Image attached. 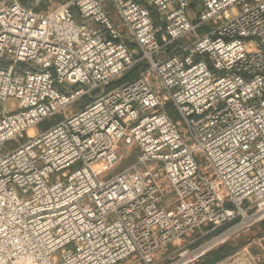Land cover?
<instances>
[{
  "label": "built area",
  "instance_id": "2783aa9c",
  "mask_svg": "<svg viewBox=\"0 0 264 264\" xmlns=\"http://www.w3.org/2000/svg\"><path fill=\"white\" fill-rule=\"evenodd\" d=\"M51 1L0 0V264H156L205 227L196 264L264 222V0Z\"/></svg>",
  "mask_w": 264,
  "mask_h": 264
},
{
  "label": "rangeland",
  "instance_id": "374dc122",
  "mask_svg": "<svg viewBox=\"0 0 264 264\" xmlns=\"http://www.w3.org/2000/svg\"><path fill=\"white\" fill-rule=\"evenodd\" d=\"M141 1V0H139ZM199 1V0H198ZM198 1H194L191 6H189L186 10V13L188 15V17L190 19L194 18L195 13L199 12L201 6H200V2ZM252 1V0H250ZM52 4H56V0H52L51 1ZM240 5H237L236 7L239 8ZM106 8L109 11V14L112 18L113 21L118 22L119 21V17L118 14L116 13V11L114 10L113 6L111 5L110 2H106ZM233 10H230L229 13H232ZM192 39L191 35L186 36L185 38L179 40L178 42L181 43H185L188 42ZM99 91L96 90L94 91V95H97ZM87 99V102L89 100L88 97L84 98V99H78L76 100L72 105L68 106L66 108L67 111H73L76 110L78 108H80L82 106V104L84 103V100ZM5 107L9 110H14L19 108V101L17 98L15 97H9L5 103H4ZM60 117H62V113L58 112L56 114H54L53 116L47 117L45 120L41 121L40 123H38L37 125H35L34 130L36 132H39L40 130L44 129L45 127H47L48 125L52 124L53 122H55L57 119H59ZM29 134H32V131L29 132ZM124 147V146H123ZM138 153V149L135 145H133V147H131L130 152L126 155H124V158L122 159L121 162H119L118 164H116L111 170H109L106 175H110L113 174L114 172L120 170L121 168H123L124 166L128 165L129 163H131L132 161H134L136 159V155ZM196 159L199 162V164L204 165L206 163V158L204 157V155L202 153H197L196 154ZM60 173H54L51 175L52 179H57L60 178ZM207 228L202 227L201 231L199 230H195L194 233L186 238L184 241H180L179 244H170L167 248V250L165 252H163L162 254H160V256H158V260L156 264H169L171 261H174L176 258L174 257L176 254V247H178L180 244L186 243L189 240L193 239V238H197L196 241H194L193 243H191L189 246H193L203 240H207L209 239V237H211L212 235H214L213 233H209L207 236H202L199 237V235L204 232ZM264 230V227H262L261 225H251L249 226L247 229L233 235L231 237L230 240H236L239 243V247L237 248V250H239L240 248H242L244 245L249 244L248 250H249V254H251V256H257L258 258H260V261L258 262L259 264H264V260L263 258H261V255L263 256V251L260 252L261 250V246L259 245L260 242V238H259V234ZM239 240V241H238ZM242 243V244H240ZM263 243V241L261 242ZM56 258L59 259L60 258V254L59 252H57L55 254ZM237 256L235 255L232 259H235ZM243 258H246L245 256ZM133 259L132 258H128L125 261L119 263V264H135L134 262H132ZM256 261V260H255Z\"/></svg>",
  "mask_w": 264,
  "mask_h": 264
},
{
  "label": "trees",
  "instance_id": "16d2710c",
  "mask_svg": "<svg viewBox=\"0 0 264 264\" xmlns=\"http://www.w3.org/2000/svg\"><path fill=\"white\" fill-rule=\"evenodd\" d=\"M19 1L22 4L25 3V0H19ZM146 66L147 65L145 62L138 63L137 65L133 66L132 68H130L126 72L122 73L119 77L110 81L105 86V89L106 90L111 89L114 86H116L117 84H119L125 80L134 78L141 70L145 69ZM84 98H86V97H84ZM85 103H87V99L84 100V103L82 105H84ZM258 225H261L262 227H264V222H261ZM263 234H264V230L259 234V237H261ZM240 244H242V243H240ZM238 247H239V243L236 240H234V241L229 240V241L219 245L218 247L210 250L209 252H207L202 257V259L200 261H198L196 264H213L214 262L221 260V259H224L225 257L234 253Z\"/></svg>",
  "mask_w": 264,
  "mask_h": 264
},
{
  "label": "crops",
  "instance_id": "0c3cea01",
  "mask_svg": "<svg viewBox=\"0 0 264 264\" xmlns=\"http://www.w3.org/2000/svg\"><path fill=\"white\" fill-rule=\"evenodd\" d=\"M259 238L261 239L259 242V245L261 246L260 252L263 251V256L261 255V258H263L264 260V234ZM262 241L263 243H261ZM248 247L249 244H246L231 255L225 257L224 259L218 260L213 264H259L258 262L260 261V258H258L257 256H251V254H249ZM235 255L237 257L235 259H232ZM244 256L246 258H243Z\"/></svg>",
  "mask_w": 264,
  "mask_h": 264
}]
</instances>
